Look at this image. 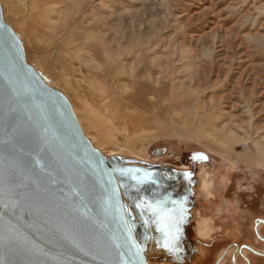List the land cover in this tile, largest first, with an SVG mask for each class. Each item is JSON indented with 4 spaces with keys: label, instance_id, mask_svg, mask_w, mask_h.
Segmentation results:
<instances>
[{
    "label": "rangeland",
    "instance_id": "374dc122",
    "mask_svg": "<svg viewBox=\"0 0 264 264\" xmlns=\"http://www.w3.org/2000/svg\"><path fill=\"white\" fill-rule=\"evenodd\" d=\"M0 5L27 64L66 96L96 149L138 163L173 153L200 156V200L218 202L201 205L210 206L211 214L202 208L207 217L201 215L195 227L209 246L193 264H217L225 252L231 264L228 242L214 240L223 220L212 211L235 204L239 208L229 210L241 223L245 207L253 210L254 228L255 218L264 219V0ZM161 148L164 155L154 156ZM207 183L209 196L202 192ZM203 218L216 219L213 230ZM173 227L177 235L168 245L176 251L182 233L179 224ZM258 232L264 239V229ZM252 243L264 254V241L254 231ZM249 259L264 264V256Z\"/></svg>",
    "mask_w": 264,
    "mask_h": 264
},
{
    "label": "water",
    "instance_id": "95a60500",
    "mask_svg": "<svg viewBox=\"0 0 264 264\" xmlns=\"http://www.w3.org/2000/svg\"><path fill=\"white\" fill-rule=\"evenodd\" d=\"M136 163L92 145L0 5V264H149L174 224L136 203L162 183Z\"/></svg>",
    "mask_w": 264,
    "mask_h": 264
},
{
    "label": "flooded vegetation",
    "instance_id": "af4514ba",
    "mask_svg": "<svg viewBox=\"0 0 264 264\" xmlns=\"http://www.w3.org/2000/svg\"><path fill=\"white\" fill-rule=\"evenodd\" d=\"M166 152V149H156L153 151V155L156 157H161ZM174 156L167 157L165 155L164 160L162 161H150L149 159L142 161L141 163H136L135 165L147 170L152 169L156 173V177L161 178L162 183H159V186L151 192L138 191L140 198L135 199L136 203L143 205L145 202H148V197L154 198L156 203L160 205L157 206L155 214L159 213L156 218L166 220L170 224H179L182 229L181 232V248L179 250H173L172 247L168 245L169 238H173L176 234L174 228L171 226L166 227L162 231L164 232V239L158 244H152L147 246V260L149 264H193L195 260L203 255L205 258L204 251L201 252V248H206L204 246H209L202 242L198 234V231L195 227L197 220L203 216L207 217L205 214H202L201 209H209V214H211V207H202L201 205L217 204L213 199L203 201L200 200L198 193L199 185L196 178L195 168L198 165H204L202 159L197 154H189L184 159ZM128 159H133L129 158ZM137 161V160H135ZM174 161H178V165H173ZM139 162V161H138ZM209 164L208 162L206 163ZM208 184V183H207ZM212 184H203L202 192L205 195H211ZM230 209H236L235 204ZM227 206L216 207L215 211L217 217L223 220L222 224L219 225L220 232L216 237V240L222 242H228V245L225 249L229 248L233 258L230 259L231 264H251L249 257L255 256H264L253 249V231L256 240L264 241L262 235H258L259 229H264V219L255 218L253 227V210H248V207H245L247 211L242 218L246 222L240 221L239 217L235 216V212L230 211ZM252 208V207H251ZM149 210V209H148ZM237 210V209H236ZM235 210V211H236ZM142 211V208H141ZM147 211V210H146ZM152 211V210H150ZM151 212H149L150 214ZM144 218V214L142 213ZM155 216V215H154ZM231 217H233L231 219ZM148 218H151L149 215ZM206 224H208L210 230L214 229V224L216 219H210L207 221V218H203ZM230 220H233V223H230ZM204 223V224H205ZM180 232V233H181ZM201 238V239H200ZM258 238V239H257ZM252 241L251 243H249ZM154 251V252H152ZM202 253V255H201ZM226 252L221 255L222 258L217 264H227Z\"/></svg>",
    "mask_w": 264,
    "mask_h": 264
},
{
    "label": "bare ground",
    "instance_id": "6f19581e",
    "mask_svg": "<svg viewBox=\"0 0 264 264\" xmlns=\"http://www.w3.org/2000/svg\"><path fill=\"white\" fill-rule=\"evenodd\" d=\"M50 84V83H49ZM51 86V85H50ZM112 120V119H111ZM251 122V121H250ZM107 131V130H106ZM250 138V137H249ZM234 144V143H233Z\"/></svg>",
    "mask_w": 264,
    "mask_h": 264
}]
</instances>
